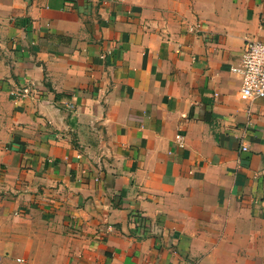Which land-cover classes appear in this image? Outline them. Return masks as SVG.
Returning <instances> with one entry per match:
<instances>
[{"label":"crops","instance_id":"1","mask_svg":"<svg viewBox=\"0 0 264 264\" xmlns=\"http://www.w3.org/2000/svg\"><path fill=\"white\" fill-rule=\"evenodd\" d=\"M247 41L264 0H0V264H264Z\"/></svg>","mask_w":264,"mask_h":264},{"label":"built area","instance_id":"2","mask_svg":"<svg viewBox=\"0 0 264 264\" xmlns=\"http://www.w3.org/2000/svg\"><path fill=\"white\" fill-rule=\"evenodd\" d=\"M233 72L241 76L240 98L243 101L264 99V42L247 41L241 64L233 68ZM177 141L183 147L181 136L177 137Z\"/></svg>","mask_w":264,"mask_h":264}]
</instances>
